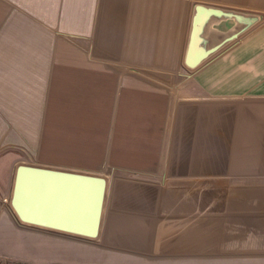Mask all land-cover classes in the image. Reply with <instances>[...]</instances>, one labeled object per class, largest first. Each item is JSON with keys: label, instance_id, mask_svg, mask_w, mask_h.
I'll list each match as a JSON object with an SVG mask.
<instances>
[{"label": "crops", "instance_id": "0c3cea01", "mask_svg": "<svg viewBox=\"0 0 264 264\" xmlns=\"http://www.w3.org/2000/svg\"><path fill=\"white\" fill-rule=\"evenodd\" d=\"M197 6L241 15L207 16L199 49L247 28L189 68ZM1 142L112 172L94 238L14 222L8 196L0 257L264 264V0H0Z\"/></svg>", "mask_w": 264, "mask_h": 264}, {"label": "water", "instance_id": "95a60500", "mask_svg": "<svg viewBox=\"0 0 264 264\" xmlns=\"http://www.w3.org/2000/svg\"><path fill=\"white\" fill-rule=\"evenodd\" d=\"M207 16L241 20L240 14L230 11L195 7L183 56V63L189 68L197 66L247 28L238 26L216 45L199 49ZM105 184V178L99 175L18 164L14 169L9 205L21 223L94 238L99 227Z\"/></svg>", "mask_w": 264, "mask_h": 264}, {"label": "rangeland", "instance_id": "374dc122", "mask_svg": "<svg viewBox=\"0 0 264 264\" xmlns=\"http://www.w3.org/2000/svg\"><path fill=\"white\" fill-rule=\"evenodd\" d=\"M112 64H121V63H112ZM111 64V65H112ZM33 137L26 138L25 141H30L29 144H32ZM17 140V139H15ZM23 147V145H22ZM21 146L0 143V210H8V196L11 184V176L13 172V167L17 163H31L30 153L24 152ZM8 168V169H7ZM111 172L109 170H94L90 171L89 174L106 176L109 180L111 178ZM105 178V177H104ZM106 179V178H105ZM106 195V185H105V194ZM15 219L12 221L15 222ZM17 221V220H16ZM14 260L8 259L6 257H0V264H20L21 262H13ZM22 264V263H21ZM26 264V263H24Z\"/></svg>", "mask_w": 264, "mask_h": 264}, {"label": "trees", "instance_id": "16d2710c", "mask_svg": "<svg viewBox=\"0 0 264 264\" xmlns=\"http://www.w3.org/2000/svg\"><path fill=\"white\" fill-rule=\"evenodd\" d=\"M16 263V262H15ZM21 264V263H20ZM22 264H24V263H22ZM27 264V263H26Z\"/></svg>", "mask_w": 264, "mask_h": 264}, {"label": "bare ground", "instance_id": "6f19581e", "mask_svg": "<svg viewBox=\"0 0 264 264\" xmlns=\"http://www.w3.org/2000/svg\"><path fill=\"white\" fill-rule=\"evenodd\" d=\"M10 196V195H9Z\"/></svg>", "mask_w": 264, "mask_h": 264}]
</instances>
